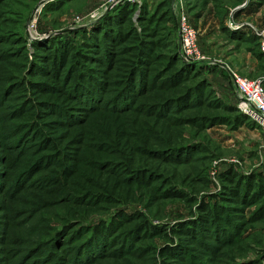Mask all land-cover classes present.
Here are the masks:
<instances>
[{"label": "trees", "instance_id": "1", "mask_svg": "<svg viewBox=\"0 0 264 264\" xmlns=\"http://www.w3.org/2000/svg\"><path fill=\"white\" fill-rule=\"evenodd\" d=\"M257 1L264 3V0ZM142 6L143 16L138 21L145 31L148 24L143 25V22L152 21L150 28H154V19L159 13L153 18L147 15V7ZM136 8L138 4L134 2L119 4L93 28L82 30V42L74 39L47 42L43 53L30 64L29 77L10 79L2 75L0 67V104L6 96L7 101L14 96L20 97L10 114L20 120L13 125L16 131L6 134L4 130L1 137L3 140H15L19 150L12 153L7 149L5 157H0V164L4 166L0 170V190L4 180L11 177L18 167L22 168L18 174V185L23 192L27 179L32 180L42 171L35 170L38 165L42 169H46L48 164L57 165L56 173L46 178V183L51 184L35 198L48 204L64 205L67 209V220L58 231L64 242L60 246L61 254L56 256L49 250L43 258L35 261L94 264L101 259L123 258L140 251L145 255L153 248H136L132 239L141 240L159 234L172 238L171 243L157 250L159 256L181 258L189 264H205L194 262L197 255L192 248L196 250L195 245H199L212 256L214 260L211 263L214 264L243 240L242 235L248 225L264 219V173L244 174L234 168L221 173L222 184L218 192L196 202V212L192 217L165 227L164 231L141 211L120 209L109 221L93 224L79 219L86 218L93 211L92 207L99 209L102 205L139 202L143 190L148 189L151 196H156V192L161 190L158 185H152L155 174L131 169L135 148L132 136L136 132L148 136V132H157L158 127L154 124L159 126L162 122L171 127H181L189 120V116L182 115L183 112L204 103L238 112L235 118L238 124L249 119L237 107L215 97L206 78L195 80L196 64L179 57L178 44V49L172 50L173 53L167 57L158 53L159 40L144 37L133 22ZM234 33L237 34L231 31ZM162 59H166L164 65H161ZM35 76L43 78L34 79ZM189 81L194 83L188 85ZM146 110L153 121L140 117ZM47 115L55 119L42 123L41 119ZM204 120L213 121L210 117H204ZM46 126L52 132L61 130L57 137L70 144L68 149H74L64 152L58 139L46 133ZM171 135H166L167 139H171ZM33 137L36 143L32 145L37 144L33 153L37 155L18 161L24 142ZM186 147L168 146L158 154L166 162H184L189 157L187 148H191ZM45 151L53 153H42ZM54 154H58L57 161ZM118 162L128 172L124 177L112 167ZM141 173L149 176L143 177ZM163 192L168 198H188V194L177 187ZM254 205L256 208L248 215V208ZM128 224H131L128 230L118 232ZM118 244L120 247H116ZM36 249H30L29 253L37 252ZM40 249L39 254L44 247Z\"/></svg>", "mask_w": 264, "mask_h": 264}, {"label": "rangeland", "instance_id": "2", "mask_svg": "<svg viewBox=\"0 0 264 264\" xmlns=\"http://www.w3.org/2000/svg\"><path fill=\"white\" fill-rule=\"evenodd\" d=\"M125 1L138 4L132 16L133 22L144 37L159 40L158 53L165 57L172 54L178 44L179 57L182 59L179 23L183 16L187 17L199 35V44L204 55V58L186 61L196 64L195 80L206 78L215 97L237 107L243 113L229 68L241 75L261 79L264 83V3H258L257 0H4L0 2L2 75L10 79L28 75L30 64L43 53L47 42L54 39H74L82 42L83 29L90 30L110 10ZM142 5L147 7V15L157 17L152 29V21L143 22V25L148 24L144 28L145 31L138 21L143 16ZM158 13L159 16H156ZM77 15L82 17L81 22L75 21ZM231 31L237 34H231ZM165 61L166 59H162L161 65H164ZM40 78L43 77H34ZM194 81H189L188 85ZM1 85L4 87L2 83ZM208 97L211 98L209 95ZM6 99L7 96L0 104V157H5L7 151L14 153L18 149L17 145L19 146L18 143L14 144L15 140L1 138L4 130L6 134L15 132L13 125L20 121L14 119L15 116H10L20 97L14 96L11 101ZM237 113L204 103L183 112L182 115L189 116V120L181 127H171L162 122L159 126L154 124V127H158L157 132H148V136L140 132L133 134V145L136 149L134 148L131 169L134 172L141 169L144 174H155L152 185H158L161 190L156 192V196H151L148 189L143 190L144 194L139 202L102 205L99 209L92 207L93 211L88 210L90 214L86 218L79 219L84 223L93 224L101 220L109 221L120 209L127 212L141 211L152 223L162 226L161 230L164 231L165 227L192 217L196 212L197 201L218 192L222 184L220 175L225 170L234 168L244 174L260 171L264 173V128L250 119L238 124V120L235 121ZM140 117L153 121L147 110L141 112ZM204 117H210L213 121H205ZM48 119L55 117L47 115L41 122L46 123ZM44 129L48 135L58 139V144L64 152L74 149H68L70 144L57 137L61 130L52 132L48 126ZM166 135L173 137L167 139ZM33 139L34 137L24 142L22 152L18 154V161L29 160L37 155L33 153L34 146L37 145H32L36 143ZM176 145L191 147H186L189 151L187 160L166 162L159 157V151ZM152 149L153 152H150ZM61 151L63 153V150ZM57 156L58 154L55 155V161L58 160ZM38 166L40 168L35 170L42 171L34 176L35 178L32 177V180L27 179L25 191L22 192L18 185L21 167L12 172L16 178L11 175L1 185L4 191L0 190V264H25L27 260L28 264H47L46 260L35 259L43 258L49 250L56 256L61 254L60 246L64 242L58 231L67 220V209L64 205L48 204L35 198L51 184L46 183V178L54 175L58 166L48 164L47 170L45 167L43 170L41 165ZM2 167L4 166L0 164V170ZM112 167L123 177L128 174L119 162ZM148 176L149 174L143 175ZM172 187L184 190L188 198H168L163 190ZM254 208L255 205L249 207L247 214ZM130 225L120 228L118 232L128 230ZM247 227L244 232L242 229L243 240L220 260L213 262L214 264H264V219ZM137 239H132L133 246L139 249L151 246L153 250L145 255H141L140 251L123 258H105L94 264H189L181 258L159 256L157 250L172 242L170 236L158 234ZM195 246L196 250L195 247L192 248V252L197 255L194 262L212 264L214 259L207 254V250L203 246ZM41 247H44V250L39 254ZM116 247H120V244ZM33 248H38V251L29 253ZM29 260L33 262L30 263Z\"/></svg>", "mask_w": 264, "mask_h": 264}, {"label": "built area", "instance_id": "3", "mask_svg": "<svg viewBox=\"0 0 264 264\" xmlns=\"http://www.w3.org/2000/svg\"><path fill=\"white\" fill-rule=\"evenodd\" d=\"M75 21L81 22L82 17L77 15ZM179 33L182 59L185 61H195L204 58L199 44V35L189 19L185 16L180 19ZM229 72L239 97L240 109L256 125L264 128L263 81L241 75L231 68H229Z\"/></svg>", "mask_w": 264, "mask_h": 264}, {"label": "crops", "instance_id": "4", "mask_svg": "<svg viewBox=\"0 0 264 264\" xmlns=\"http://www.w3.org/2000/svg\"><path fill=\"white\" fill-rule=\"evenodd\" d=\"M232 69V68H231ZM230 73V72H229ZM231 75V74H230ZM232 79V78H231ZM234 84V83H233ZM235 86V85H234ZM235 91H236V88H235ZM237 92V91H236Z\"/></svg>", "mask_w": 264, "mask_h": 264}]
</instances>
